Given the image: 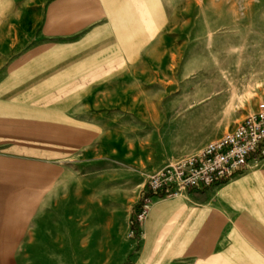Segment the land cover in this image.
Returning a JSON list of instances; mask_svg holds the SVG:
<instances>
[{
  "label": "crops",
  "instance_id": "1",
  "mask_svg": "<svg viewBox=\"0 0 264 264\" xmlns=\"http://www.w3.org/2000/svg\"><path fill=\"white\" fill-rule=\"evenodd\" d=\"M181 14L164 0H0V264H70L72 208L102 209L108 186L146 187L223 136L184 133L232 104L230 73L216 74L198 41L187 59L203 75L173 72ZM96 256L79 264H103ZM129 264H264V158L203 191L152 198Z\"/></svg>",
  "mask_w": 264,
  "mask_h": 264
},
{
  "label": "rangeland",
  "instance_id": "2",
  "mask_svg": "<svg viewBox=\"0 0 264 264\" xmlns=\"http://www.w3.org/2000/svg\"><path fill=\"white\" fill-rule=\"evenodd\" d=\"M164 2L168 8L180 9L182 13L177 18L178 23L182 24L183 32L181 39L174 41V46L178 48L182 45V51L176 55H180L181 52L183 63L171 65L173 72L180 66L184 68V72L186 67L190 68L186 74L184 73V82L186 79L196 80L198 76L203 75L201 70L199 73L196 71L197 65L191 66L190 60L187 59L198 41V52L208 55L215 73L220 76L223 75V70L225 75L230 73L229 83L226 82L224 88L232 104L230 113L224 119L219 118L210 125L205 122L208 117L204 113L200 116L203 124L198 129H184V133L190 136L191 131L198 130L200 142L208 141L221 130H226L223 134L225 135L230 132L227 128L230 122L245 112L253 113L256 105L264 102V0H164ZM180 114L184 113H170L173 117ZM201 145L197 155L203 147ZM144 187L141 188L140 183L120 184L113 190L108 186L107 190L100 193L102 209L94 206L71 209L72 239L68 257L70 264H79L85 253L91 257L100 254L103 264H111V260L115 258L119 264L132 262L133 253L139 248L143 221L137 224L135 219ZM132 225L135 228H132ZM83 232H92L94 238H81Z\"/></svg>",
  "mask_w": 264,
  "mask_h": 264
},
{
  "label": "built area",
  "instance_id": "3",
  "mask_svg": "<svg viewBox=\"0 0 264 264\" xmlns=\"http://www.w3.org/2000/svg\"><path fill=\"white\" fill-rule=\"evenodd\" d=\"M264 158V102L232 131L206 145L196 156L169 163L148 178L136 214L140 224L147 215L152 198L177 197L203 191L242 173L251 160Z\"/></svg>",
  "mask_w": 264,
  "mask_h": 264
},
{
  "label": "trees",
  "instance_id": "4",
  "mask_svg": "<svg viewBox=\"0 0 264 264\" xmlns=\"http://www.w3.org/2000/svg\"><path fill=\"white\" fill-rule=\"evenodd\" d=\"M155 197H158V198H163V197H161V196H155ZM132 228H135V227L132 225Z\"/></svg>",
  "mask_w": 264,
  "mask_h": 264
}]
</instances>
